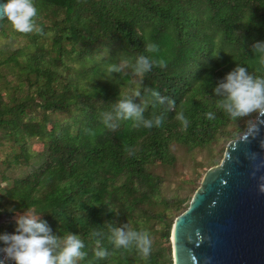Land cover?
Listing matches in <instances>:
<instances>
[{
  "label": "trees",
  "instance_id": "trees-1",
  "mask_svg": "<svg viewBox=\"0 0 264 264\" xmlns=\"http://www.w3.org/2000/svg\"><path fill=\"white\" fill-rule=\"evenodd\" d=\"M33 3L37 9L33 19L42 10L52 8L53 44L60 56L47 62V51L40 46L38 54L27 58L25 68L36 74L33 84L44 81L37 88V106L46 112L64 111L73 103L85 102V106L80 105L81 111L74 118L75 132L71 125L60 123L49 129L46 116L42 120L25 116L35 99L28 97L12 105L0 90V126L20 145L15 162L20 163L21 157L26 163L29 161L30 138H44L48 150L42 164L0 191V219L11 216L12 210L4 207L11 203L13 210L39 215L55 235L65 231L80 235L87 255L77 264H166L172 250L152 240V225L164 222L163 237L169 240L174 221L166 219L168 212H177L176 218L189 204L183 205L184 198L170 200L164 196V178L152 170V161L158 158L163 165L173 166L177 161L174 144L193 152L222 141L228 143L236 138V133L247 130V121L255 114L233 120L217 107L218 97L212 89L237 64L254 75L264 74V64L253 48L256 41L264 40V0ZM59 12L63 13L61 20L57 17ZM8 21L5 19L1 26ZM22 34L34 44L39 43L40 31ZM66 41L70 47L65 46ZM150 43L157 45L155 51H147ZM105 49L109 53L101 61L79 71L84 78H94L88 87L71 79L58 88L56 68L65 65V55L77 52L80 61ZM141 54L149 56L153 66L141 74L138 94L126 96L123 88L131 84L136 73L133 64ZM19 57V51L11 55L14 62H19ZM160 60L165 62L164 67L159 66ZM123 62L128 71L122 68ZM153 91L158 96H153ZM124 98L142 109L139 118L117 117L116 104ZM169 101H174V106ZM109 109L113 111L110 123L118 124L115 128L104 123ZM209 111L214 113L213 119L206 117ZM179 112L188 120L186 128L176 118ZM155 116L162 117L159 126H142L143 119ZM211 160L212 165L220 162L214 157ZM125 226L126 230L149 233L152 250L148 256L140 254L134 245L126 249L113 247L110 228ZM2 230L0 225V233ZM98 246L110 254L103 259L95 257L93 249Z\"/></svg>",
  "mask_w": 264,
  "mask_h": 264
},
{
  "label": "rangeland",
  "instance_id": "rangeland-1",
  "mask_svg": "<svg viewBox=\"0 0 264 264\" xmlns=\"http://www.w3.org/2000/svg\"><path fill=\"white\" fill-rule=\"evenodd\" d=\"M234 0H219L221 3H229ZM52 8L49 10H42L39 17L34 19V29L30 34L34 35L35 32L40 31L41 35L38 37V44H34L31 38L26 34L15 30L10 21L6 22L0 27V69L2 70L3 77L0 79V90L4 99L10 104L19 102L23 99L31 97L35 99L30 107L27 108L25 114L26 118H35L42 120L44 116L48 118V128L50 129L54 123H60L63 125H71V131H76V126L73 123L75 116L81 111L80 105L85 106L84 103H73L71 107L64 111H57L51 109L45 111L42 107L37 106V102H40L37 88L42 87L41 80L33 84L36 79V74L25 66L27 65L28 57L32 53H39L37 47H43L46 49L45 61H49V58H55L59 56L58 47L53 44V19L54 14ZM58 19L63 18V13L59 12ZM43 28V31L41 30ZM66 47L70 45L65 42ZM16 51H19V62H14L11 59V55H14ZM109 50L105 49L101 52H96L93 57L78 59V53L72 52L70 56L65 55L63 57L65 65H59L56 70L58 72V78L56 84H59L58 88L66 85L71 79L79 82V85L88 87L91 82H94V78H84L80 76L81 67H90L95 61H101ZM60 57V56H59ZM58 58V57H57ZM124 71H128L129 68L126 62L121 63ZM76 78H80L76 80ZM31 79V80H28ZM9 83L11 86H7ZM141 86V74L134 73L132 75V82L129 86L123 88V93L126 96L137 95ZM57 87V86H56ZM69 87V86H66ZM82 97V96H80ZM94 102V100H92ZM87 105V104H86ZM144 107V105H143ZM113 111L108 110L107 114L111 115ZM118 125V124H116ZM227 143L222 141L216 145L210 146L205 149H196L193 152H189L185 146L174 144L173 151L177 155V161L173 166L163 165L158 158H154L152 163V170L160 174L164 178L163 194L170 200L184 198L183 205L190 203L195 189L200 186L202 178L205 172L212 166V157L214 159H220L224 156ZM27 151L30 153V159L26 163L21 157L20 163L15 162V155L20 153V145L9 134V131L0 126V191L9 187L10 182L16 178H22L27 176L33 168L38 167L43 163L44 159L48 156V150L45 147L44 138L33 137L28 139ZM40 153V155H39ZM219 162V163H220ZM4 207L12 210L11 216H4L3 230L1 233L12 232L15 228V216L24 214V210H13L12 204H5ZM3 207V208H4ZM159 206L158 209H162ZM35 214L33 211H27ZM177 212H168L166 219L174 221ZM164 222H155L152 225L154 229L153 241H158L161 246H170L172 250L171 236L169 240L163 237L162 229ZM166 264H174L173 262V250L170 256H167Z\"/></svg>",
  "mask_w": 264,
  "mask_h": 264
},
{
  "label": "water",
  "instance_id": "water-1",
  "mask_svg": "<svg viewBox=\"0 0 264 264\" xmlns=\"http://www.w3.org/2000/svg\"><path fill=\"white\" fill-rule=\"evenodd\" d=\"M5 19L0 14V27ZM261 177L264 117L256 118V128L247 139L227 143L221 162L205 172L188 207L175 218L174 264H264Z\"/></svg>",
  "mask_w": 264,
  "mask_h": 264
},
{
  "label": "clouds",
  "instance_id": "clouds-1",
  "mask_svg": "<svg viewBox=\"0 0 264 264\" xmlns=\"http://www.w3.org/2000/svg\"><path fill=\"white\" fill-rule=\"evenodd\" d=\"M0 14L6 17L15 30L27 33L34 29V17L37 9L33 0H2L0 2ZM157 45L147 44V51H155ZM254 51L261 64H264V40L256 41ZM154 61L146 55H138L133 67L137 74L148 72ZM159 66L164 67L165 62L160 60ZM114 67V66H113ZM110 70H112L110 68ZM218 97L215 101L217 107L227 113L233 120L242 117H255L247 121V130L236 133V138L247 139L256 128V118L264 117V74L254 75L248 68L237 64L236 67L225 74L212 89ZM153 96L158 93L153 91ZM163 99V98H160ZM174 106V101H169ZM117 117L127 120L130 117L141 116L142 109L129 98L120 99L116 104ZM208 119H213L214 113H205ZM176 118L182 122L184 128L188 120L183 112L176 114ZM111 116L104 117V123L109 128L117 125L110 123ZM161 116L143 119L142 126L151 128L159 126ZM264 180V177L260 178ZM259 191L264 192V183L258 185ZM109 241L114 248H129L134 245L143 256H148L152 250V240L146 230L136 231L125 227L110 228ZM99 245L100 242L96 241ZM84 249V241L80 235L65 231L62 235H55L47 222L39 218V215L25 212L15 216V228L12 232L0 233V264H77L87 255ZM94 256L105 258L110 253L106 248L93 249Z\"/></svg>",
  "mask_w": 264,
  "mask_h": 264
}]
</instances>
